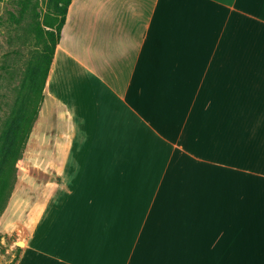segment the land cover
<instances>
[{
    "label": "crops",
    "instance_id": "crops-1",
    "mask_svg": "<svg viewBox=\"0 0 264 264\" xmlns=\"http://www.w3.org/2000/svg\"><path fill=\"white\" fill-rule=\"evenodd\" d=\"M43 93L15 264H264V0H72Z\"/></svg>",
    "mask_w": 264,
    "mask_h": 264
},
{
    "label": "rangeland",
    "instance_id": "rangeland-1",
    "mask_svg": "<svg viewBox=\"0 0 264 264\" xmlns=\"http://www.w3.org/2000/svg\"><path fill=\"white\" fill-rule=\"evenodd\" d=\"M20 1L0 0V122L12 106L15 88L19 86L27 60L36 49L35 32L30 31L32 17L38 15L41 21L47 13H53L49 0H32L31 10L21 17ZM30 138L31 135L23 150L14 188L0 215V264H15L25 247L17 245L18 241L23 243L15 234H22L21 231L16 232L21 227L15 225L11 218L23 216L25 204L41 199V178L30 163L31 155L38 149L40 151V146L36 145L35 137ZM32 176L37 177L34 179ZM53 180L58 181L56 178ZM32 186L38 189L34 191Z\"/></svg>",
    "mask_w": 264,
    "mask_h": 264
},
{
    "label": "trees",
    "instance_id": "trees-1",
    "mask_svg": "<svg viewBox=\"0 0 264 264\" xmlns=\"http://www.w3.org/2000/svg\"><path fill=\"white\" fill-rule=\"evenodd\" d=\"M53 13L32 17L36 49L27 60L12 106L0 122V215L14 188L25 144L32 132L44 99L68 7L72 0H49ZM21 17L31 10L32 0H21ZM34 10V9H33ZM19 21L18 19H15Z\"/></svg>",
    "mask_w": 264,
    "mask_h": 264
},
{
    "label": "water",
    "instance_id": "water-1",
    "mask_svg": "<svg viewBox=\"0 0 264 264\" xmlns=\"http://www.w3.org/2000/svg\"><path fill=\"white\" fill-rule=\"evenodd\" d=\"M17 245L21 247V246L23 245V243L20 242V241H18V242H17Z\"/></svg>",
    "mask_w": 264,
    "mask_h": 264
}]
</instances>
